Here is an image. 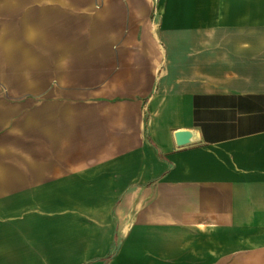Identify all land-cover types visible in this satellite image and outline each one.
Masks as SVG:
<instances>
[{
	"label": "crops",
	"instance_id": "crops-1",
	"mask_svg": "<svg viewBox=\"0 0 264 264\" xmlns=\"http://www.w3.org/2000/svg\"><path fill=\"white\" fill-rule=\"evenodd\" d=\"M116 1L74 68L70 35L0 25V264L82 185L112 186L109 264H264V0Z\"/></svg>",
	"mask_w": 264,
	"mask_h": 264
},
{
	"label": "rangeland",
	"instance_id": "rangeland-1",
	"mask_svg": "<svg viewBox=\"0 0 264 264\" xmlns=\"http://www.w3.org/2000/svg\"><path fill=\"white\" fill-rule=\"evenodd\" d=\"M124 6L113 0H0V25L19 28L21 22L10 20H40V32L70 35L72 39L64 43L71 50L67 62L74 68L94 56L96 42L90 38L96 33V20H102L105 35L111 34L113 17L122 20L127 16ZM71 187L73 191L75 187L86 191L81 198L72 195L71 199L55 201V216H43L42 210L39 217L34 216L39 225L34 226L33 233L24 234V264H34L36 260L39 264H109L119 253L117 242L103 255L112 233L108 216L114 204L113 191H108L112 186ZM63 189L56 186V192ZM30 242L36 248L28 247ZM124 247L133 252L135 262L144 257L142 241L125 243Z\"/></svg>",
	"mask_w": 264,
	"mask_h": 264
},
{
	"label": "water",
	"instance_id": "water-1",
	"mask_svg": "<svg viewBox=\"0 0 264 264\" xmlns=\"http://www.w3.org/2000/svg\"><path fill=\"white\" fill-rule=\"evenodd\" d=\"M174 138L179 147L193 144L197 140L195 133L191 130H178L174 133Z\"/></svg>",
	"mask_w": 264,
	"mask_h": 264
}]
</instances>
